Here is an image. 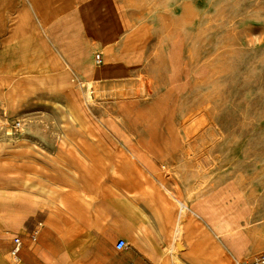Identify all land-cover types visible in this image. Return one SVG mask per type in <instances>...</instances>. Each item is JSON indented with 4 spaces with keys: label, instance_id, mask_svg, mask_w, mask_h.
I'll list each match as a JSON object with an SVG mask.
<instances>
[{
    "label": "crops",
    "instance_id": "crops-1",
    "mask_svg": "<svg viewBox=\"0 0 264 264\" xmlns=\"http://www.w3.org/2000/svg\"><path fill=\"white\" fill-rule=\"evenodd\" d=\"M124 32L116 0H0V74L12 78L8 64L40 56L41 81L49 82L41 95L66 104L76 82L118 81L140 61ZM192 139L41 134L28 150L0 154V264H232L263 251L249 216L232 243L207 222L216 191L207 194L183 162Z\"/></svg>",
    "mask_w": 264,
    "mask_h": 264
},
{
    "label": "rangeland",
    "instance_id": "rangeland-1",
    "mask_svg": "<svg viewBox=\"0 0 264 264\" xmlns=\"http://www.w3.org/2000/svg\"><path fill=\"white\" fill-rule=\"evenodd\" d=\"M116 2L140 61L118 81L76 82L59 104L41 95L49 82L41 81L40 56L23 66L14 60L13 77L0 74V154L28 150L41 134L194 136L183 145L195 149L182 159L207 194L216 191L207 222L232 243L249 216V230L263 241L264 0ZM36 151L41 156L39 144Z\"/></svg>",
    "mask_w": 264,
    "mask_h": 264
},
{
    "label": "built area",
    "instance_id": "built-area-1",
    "mask_svg": "<svg viewBox=\"0 0 264 264\" xmlns=\"http://www.w3.org/2000/svg\"><path fill=\"white\" fill-rule=\"evenodd\" d=\"M94 62L97 66H99L102 63L100 54H96L94 57ZM13 129L15 132H19L21 129V124L19 122H16L13 124ZM181 205H179V210H181ZM33 240V238H32ZM20 247V239L18 237L13 238L12 240V250H11V255H15ZM125 247V244L123 241H118L116 243L115 248L117 250H121ZM232 264H264V250L262 252H259L257 254H254L250 257L244 258L242 260H236Z\"/></svg>",
    "mask_w": 264,
    "mask_h": 264
},
{
    "label": "bare ground",
    "instance_id": "bare-ground-1",
    "mask_svg": "<svg viewBox=\"0 0 264 264\" xmlns=\"http://www.w3.org/2000/svg\"><path fill=\"white\" fill-rule=\"evenodd\" d=\"M88 94H89V93H88ZM86 97H87V96H86ZM70 115H71V114H70ZM65 116H66V115H65ZM69 118H70V117H69ZM70 119H71V118H70ZM162 189H163V188H162ZM166 193H167V192H166ZM167 196H168V195H167ZM179 204H180V203H179ZM179 204H178V205H179ZM178 212H179V211H178ZM206 249H207V248H206ZM209 251H210V250H209ZM207 254H208V253H207Z\"/></svg>",
    "mask_w": 264,
    "mask_h": 264
}]
</instances>
